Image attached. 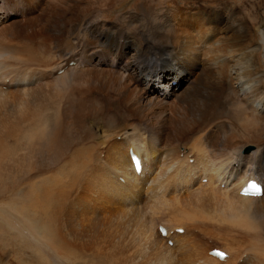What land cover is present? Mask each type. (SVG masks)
Returning a JSON list of instances; mask_svg holds the SVG:
<instances>
[{
    "label": "bare ground",
    "instance_id": "6f19581e",
    "mask_svg": "<svg viewBox=\"0 0 264 264\" xmlns=\"http://www.w3.org/2000/svg\"><path fill=\"white\" fill-rule=\"evenodd\" d=\"M98 2L0 0V264H264V20Z\"/></svg>",
    "mask_w": 264,
    "mask_h": 264
},
{
    "label": "rangeland",
    "instance_id": "374dc122",
    "mask_svg": "<svg viewBox=\"0 0 264 264\" xmlns=\"http://www.w3.org/2000/svg\"><path fill=\"white\" fill-rule=\"evenodd\" d=\"M105 1H107V0H101V2H98L99 3L98 8L94 9L93 12H95V14L97 16L110 19L111 21H116V19H118V18L127 17L130 12L136 10L137 7L142 3V0H132V1L131 0H117V1H113L111 4L109 2H105ZM148 1H149L150 6H152L153 9H155L152 16H156V17L157 16H166L163 13L167 10L168 5L171 6V8L178 9L179 12H181L180 15L187 16V17L188 16L192 17V15H195V17H204L205 15L206 16H213L212 15L213 11L219 8L218 0H165V1L148 0ZM235 1L239 6V7L237 6L240 10V12L238 13L239 17H255L256 20L258 19V21H260V18H261V20H264V0H232V2H235ZM165 2H167V3H165ZM204 11H206L207 13ZM16 13H18V11H16L14 6L8 5L5 9H3V10L0 9V20H5V22H8L13 17V15ZM254 44H255V46H257L256 43H254ZM259 57L260 58L262 57V60L264 63V58H263L264 57V50L261 51V53L259 54ZM178 71H180L182 73H186L183 70H178ZM158 73H160V72H158ZM152 76H154V75L151 73V76L147 77V81L144 82V84H146V86L150 82V80H151L150 77H152ZM185 80H186V77L184 75V81ZM151 90L153 91V88H151L149 91H151ZM173 92L174 91H171L170 94H172ZM11 167H12L11 163H6L3 165V169H2V170H4L3 175L0 173L2 175V177H0V196H4L3 189L6 188L7 186L9 187L8 190H10V189L12 190V188H13V183L11 182V180L7 179V177L9 178V173L11 172V170H10ZM150 170H151V168H146V172H149ZM148 177H150V176H148ZM147 187H148V185H147ZM8 193H9V191H8ZM8 193L6 192V194L9 196V199H11L13 194L11 192L9 194ZM1 194H3V195H1ZM9 199H7V200H9Z\"/></svg>",
    "mask_w": 264,
    "mask_h": 264
}]
</instances>
